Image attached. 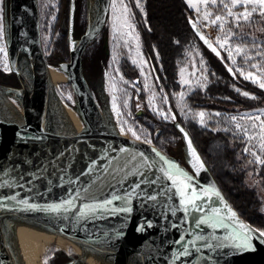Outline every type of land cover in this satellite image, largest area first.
Returning a JSON list of instances; mask_svg holds the SVG:
<instances>
[{"label": "water", "instance_id": "obj_1", "mask_svg": "<svg viewBox=\"0 0 264 264\" xmlns=\"http://www.w3.org/2000/svg\"><path fill=\"white\" fill-rule=\"evenodd\" d=\"M109 4L110 0H103L94 24L92 26L87 24L84 33L76 41L73 36L75 0L69 2V60L61 63L58 69L67 76L76 101V111L85 130L77 142H68L57 134L55 128L54 94L48 79V65L41 45L37 0H8L7 52L10 71L19 88H9L7 92L15 93L21 104L23 126L19 129H11L0 121V172L3 173L0 179L8 180L12 185L0 187V196L18 194V200L26 199L40 208H46L68 198L70 190L74 192L85 187L89 188V192L84 194L88 196V200H83L82 195V200L77 201V205L81 202L110 199L113 194L122 196L124 190L130 188L138 178L128 176L125 179L123 173L117 175L114 170L111 174L104 172V168L111 166L101 157L114 159L115 167L118 168L135 152H144L155 159L153 149L174 160L190 175L196 176L189 163L191 157L184 135L187 132L181 125L177 124L176 128L184 142L187 167L153 145L109 133L91 120V114L97 112V108L88 94L86 81L82 76L81 60L86 47L100 35L109 12ZM189 20L188 26L198 42L218 58L196 35ZM196 27L212 42L198 24ZM213 45L216 46L214 43ZM22 61L28 65L32 73L36 87L35 94L32 93L20 68ZM17 133L25 139L18 137ZM187 136L191 140L188 133ZM120 147H126L129 151L120 154L116 151ZM193 148L195 149L194 145ZM195 151L197 152L196 149ZM197 154L200 157L198 152ZM92 161H96L97 168L91 175L81 176ZM77 177L79 180L76 183H69ZM196 183L200 186L214 185L227 206L236 212L219 190L205 164L204 169L196 177ZM157 187L142 185V189L149 195L156 194ZM167 202L165 197L160 196L157 201H148L142 197L134 198L130 205L131 213H104L103 218L77 219L76 209L71 212L53 213L28 210L24 205L5 201L10 207L0 208V264H16L2 229L4 219L29 222L34 226L50 230L57 236L110 253L120 259H135L148 264H172L174 252L180 248V245L175 244L174 241L181 233L185 234L186 239H190L187 233L196 229L192 225L191 217L188 223H182L183 212L177 211L172 215V212L164 207ZM121 203L114 201L113 206H121ZM173 203L178 204V200H174ZM212 204L220 206L216 198L213 199ZM236 214L238 220L252 228L237 212ZM149 223L152 227H148ZM142 224L144 230L138 232L137 227ZM174 224L178 227H173ZM211 232V229H204L205 235ZM224 234L225 231L222 229L215 232L217 236ZM253 243L256 246L255 251L239 254H233L230 249L210 251L204 248L200 252L193 250L191 256L175 260V264H264V244L256 241Z\"/></svg>", "mask_w": 264, "mask_h": 264}, {"label": "snow or ice", "instance_id": "obj_2", "mask_svg": "<svg viewBox=\"0 0 264 264\" xmlns=\"http://www.w3.org/2000/svg\"><path fill=\"white\" fill-rule=\"evenodd\" d=\"M190 7L193 6V0H186ZM197 5H203L204 10L202 11L200 7H196V11L201 15V18L208 22L211 26L218 27L220 35L216 39V45H218L220 50H223L227 55V60L230 63L225 62L224 56L221 55V51L218 50L216 46L213 45L205 36L197 30L198 21L189 20L193 30L196 35L199 36L200 40L212 51L222 63L225 64L228 72L235 75L237 72L245 80H250L254 84H258L261 89H264V41H258L255 37L251 38V42L247 40L244 34L237 33L233 31L234 27H240L242 23L251 24L253 22L252 18L254 15L264 18V0H196ZM135 5L137 8H141L140 0H135ZM209 5L216 8L219 14H215L209 9ZM242 8L243 11H235V9ZM111 9L113 13V30L115 31L117 27H128L132 31H135L134 26L130 23L131 18V8L125 4V0H111ZM214 15V18H213ZM231 24V26H229ZM264 32V28L260 29ZM4 39V29L3 25L0 24V40ZM139 39V36H136ZM240 40L239 43L236 41ZM127 43V41L125 42ZM0 52L4 53V63L3 67L6 71L11 70L10 62L7 59V52L4 47L0 45ZM199 55V53H197ZM257 57L260 59L257 60ZM237 58L243 60L244 67H237ZM255 61V62H253ZM135 64L136 61L133 60ZM146 65V62H145ZM193 73L195 75L196 71L202 70L203 79L207 80V68L205 61L203 59L199 62V69L193 64ZM235 69V70H234ZM250 69H255L256 71H251ZM183 71V70H182ZM143 69H141V75H143ZM182 84H191V81H182ZM147 87V85H146ZM162 91V90H161ZM240 92V89H236ZM245 97H249L248 92H241ZM184 93L181 92L179 96L181 100L184 98ZM70 98V97H69ZM251 98L255 99L254 96ZM116 97H113L115 101ZM153 97H149V102L151 104ZM164 102L167 103V97H164ZM124 107H127V101L124 103ZM139 107V106H138ZM155 111V105H152ZM113 110L117 111V106L113 104ZM169 110V114H170ZM259 115H253L249 113H244L241 115V119H248L253 121L251 127L255 129L257 127L256 121H259V136L254 137L249 135L248 129L246 127L242 128L239 123L235 124L237 130H242L243 135L248 141L253 139H258L259 144L253 147L259 148V154L257 151L252 150L250 147L245 148V152H250L254 157L253 161L249 163H256L258 165H264V109L259 110ZM188 115L189 113H185ZM119 115V113H118ZM157 115L162 116L164 119H168V115L165 114L163 109L157 111ZM215 115L219 116L220 113ZM195 117H199V123L201 126H206V113L201 111L194 114ZM171 118L175 120V116L172 115ZM236 116H232V121H237ZM127 124V121H123ZM128 132L136 140H141V135L137 134L131 127L127 129ZM181 131L184 130L181 128ZM125 133V128L121 127V134ZM187 140V148L191 160V164L196 176L190 175L184 169H182L174 160H170L161 152L153 149L155 153V159L147 156L144 152L133 153L123 164H120L118 168L115 167L116 162L112 158L107 156L101 157V159H106L109 166L104 168L103 171L111 174L113 170L118 175L119 173L124 174L126 179L128 176L137 177V181L130 187L124 190V194L121 196L119 194H113L111 198H106L103 200H95L93 202H81L77 205V201L88 200V196L84 195L89 192V188L85 187L80 190H75L74 192L70 190L68 198L60 201L59 203L48 205L46 208H40L38 205L30 203L26 199H17V195L10 196H0V208L10 207L5 201H13L16 204L24 205L28 210H42L47 212L59 213V212H71L76 209L75 215L77 219L84 218H103L104 213H131V203L134 198H144L148 201H157L158 196L165 197L167 203L164 207L175 215L177 211L183 212L184 216L182 223H188L191 217L192 225L195 227L196 231L188 232L187 236L191 237L186 239L184 233H181L179 238L174 241L175 244L180 245V248L174 252V258L172 264H175V260H179L182 257H189L192 255V251L200 252L202 249L207 248L208 250H221L230 249L233 254H239L246 251H255L256 246L253 241L260 244H264V231H257L250 228L245 223L237 219V214L224 202L223 198L220 196V192L215 188L214 185L200 186L196 183V177H198L200 171L204 169V164L198 156L197 152L193 148L191 140L188 138L187 133L184 134ZM17 136L21 139H25L20 133ZM145 143H151L150 140L143 141ZM120 154L127 153L129 150L126 147H120L118 150ZM97 168L96 161H92L86 170L81 173V176L91 175L92 172ZM127 169V171H125ZM3 173L0 172V176ZM22 179V177H21ZM63 179V177H61ZM76 180H70L69 183H76ZM95 183V181H93ZM142 185H153L158 186L155 190L156 194L149 195L142 189ZM2 186H12L10 181L0 179V187ZM23 187V185H19ZM219 200L220 206H214L212 204L213 199ZM174 200H178V204L173 203ZM114 201H121V206H113ZM148 227H152L151 223ZM173 227H178L173 225ZM204 229H211L212 232L208 235L204 234ZM224 230L225 234L223 236L215 235L217 230ZM144 230V225L137 227V231L141 232ZM210 259V258H209ZM47 264V260H45Z\"/></svg>", "mask_w": 264, "mask_h": 264}, {"label": "rangeland", "instance_id": "obj_3", "mask_svg": "<svg viewBox=\"0 0 264 264\" xmlns=\"http://www.w3.org/2000/svg\"><path fill=\"white\" fill-rule=\"evenodd\" d=\"M133 2L135 5V0H133ZM184 2L186 3L187 7L193 11L194 14L193 20L198 21L197 24L199 25V27L207 34V36L216 45V39L218 35H220L218 31V27L211 26L208 22L204 21L201 18V15L198 14L196 11V7H200L201 10L203 11L204 6L197 5L196 0H193L192 7L189 6L186 0H184ZM60 4H61V0H37L38 13H39L40 38H41L42 50L44 52L45 57L48 56L51 50L50 43L52 42L53 39L52 30L61 13ZM125 4L128 5L127 0H125ZM140 4H141V8H143V12H141L140 8L137 7L136 8L140 12L141 17L145 19L146 11L144 8V1L140 0ZM208 7L214 13V15L219 14V11L216 8H213L211 5H209ZM6 9L8 10V0H0V24L3 25V29H4V39L0 40V45H2L5 51L7 52L8 15L6 18ZM235 11H243V9L238 8L235 9ZM83 22H84V13L81 12L79 15L78 23L79 25H81ZM130 23L131 25L134 26L135 31H132V29L128 27H119V26L115 31L113 30V13L111 9V0H110L109 12L106 17L100 35L94 41H92L83 52L82 60H81L82 76L86 81V88L88 94L90 95L91 99L95 102L97 110L100 109L102 115H104L105 112L106 114L108 113V117L112 119L118 133L121 136L135 139L132 136V134L127 131V129L131 127L134 131L137 132V134L141 135V140L139 141L143 142L145 140H150L151 141L150 145H153L150 131L142 125V122L144 121L139 119V117L143 116L144 114H149L157 121L166 124H175L176 121L180 119L184 123L191 122L197 125L199 128L211 131L213 133L216 132L230 133L244 142L243 153L247 156L249 161H253L254 157L250 154V152H245V148L250 147L252 148V150L257 151L259 154V148L253 147L259 144V140L253 139L252 141H248L247 138L243 135V131L236 129L235 124L239 123L242 126V128L246 127L248 129L249 135L258 137L260 134L259 132L260 122L256 121L255 123L257 124V127L253 129L251 127L253 121L248 119H241L240 117L244 113L259 115L260 114L259 110H262L264 108H259L250 111H240V112L234 110L230 112H218V111H210L206 109L191 108L187 103V98L191 94L195 92H200L203 95L211 96L210 94L213 91L212 83L208 74L209 68L207 66V61L204 58V53L200 49L198 42L192 37H190V39L186 41L184 44L179 46V48L176 51L175 82L179 86L178 91L177 93H172L171 95L166 94L164 90H162L160 87L156 85L151 69L142 53L141 39L136 29V21L134 19L132 11H131ZM229 26H231V24ZM250 27L251 26H247V23H242L240 27H234L233 31L240 34H244L248 41H251L252 37L256 38V35L264 34V32L260 31V29L264 28V21L261 23V25H259L256 28V30H254L255 33L253 36H249L248 34ZM84 31L85 30L83 29L79 35L81 36L84 33ZM137 35L139 36L138 40L136 39ZM80 36L78 38L74 37V39L77 41L79 40ZM256 39L258 41H264L263 38H259V39L256 38ZM126 41L127 43H125ZM236 42L239 43L240 40H237ZM216 46L218 47V45ZM219 51H221V55L222 54L225 55L227 59L226 53L220 49ZM100 53L105 56V61L104 63H101L97 68L96 63L99 59ZM197 53H199V55H197ZM7 59H8V52H7ZM201 59L205 61V65L207 68L206 81L203 79L202 70L196 71L195 75H192L194 71L193 64H195L197 69H199V62ZM259 59L260 58L257 57V60ZM122 60H127L136 69L137 81L139 83L138 85L133 84L131 80H128L124 77L120 69V63ZM133 60L136 61L135 64L133 63ZM227 62L230 63L228 60ZM3 63H4V53L0 52V72H3L4 74L7 75L11 74V71H6L4 69ZM236 66L244 67L243 60L237 58ZM141 69H143V73H144L143 75H141ZM225 69L227 70L226 67ZM250 70L254 72L256 71L255 69H250ZM59 71L64 76L66 75L61 70ZM227 73L234 80H236L233 77V75H231L228 72V70ZM236 76H239L240 78L245 80L240 75L239 72L236 73L235 77ZM65 78L66 79L63 84L55 85L54 87L55 92L57 93V95L65 105L68 104L72 109L73 108L77 109L73 92L67 81V76H65ZM261 78L264 79V77ZM182 81H191V84H182ZM245 81L249 82L254 87L264 92V89H261L258 86V84H254L250 80H245ZM11 88L18 89L19 85L17 84V82H13ZM237 88L238 87L236 86H232L230 89L242 98L253 99L251 97L254 95L249 93L250 96L245 97L241 94V92H246V91H243L240 88H238L240 89V92H237L236 91ZM8 89L9 88H7V86L4 85V81L0 80V92H3L17 99L15 93L7 92ZM181 92L185 94L183 100H181V97L179 96ZM100 94H103V98L101 97ZM150 96L153 97L151 104L149 102ZM212 96H214L217 100H220L224 103H232V100L227 97L217 96V95H212ZM113 97H116L115 101L113 100ZM164 97H167V103L164 102ZM125 101H127V107H124ZM114 103L117 106V111L113 110ZM152 105H155L156 108L155 111L153 110ZM160 109L164 110L165 114L168 115V119H164L162 116L157 115V111H159ZM169 110H171L170 114H169ZM235 110H237V108ZM201 111L206 113V117H205L206 126H201V124L198 122L199 117L194 116L195 113ZM185 113H189V114L186 115ZM216 113H220V115L217 116L215 115ZM172 115L176 117L175 120L171 118ZM232 116H236L238 118L237 121L235 122L232 121L231 120ZM78 118L80 120V116ZM262 119H264V117H262ZM123 121H127V124H124ZM80 123L82 124V128L84 131L85 126L81 120ZM121 127L125 128L124 134H121ZM167 155L175 158L179 163L185 157L187 158L185 149L184 148L182 149L180 147L171 150L170 154ZM262 158H264V156H262ZM254 164H255V174L264 177V165H258L256 163ZM248 186L252 187V184L249 183ZM259 197L262 202V212L264 214V191H260ZM253 229L259 232V230L255 228ZM53 248L58 252L64 253L63 256L61 257V260H55V258L52 256ZM66 252L67 253L52 245L46 248L44 254L41 256V261L43 264H45V260H47V264H49V262H51L52 264H66L67 257L65 256V254L67 255L72 254L70 250Z\"/></svg>", "mask_w": 264, "mask_h": 264}, {"label": "trees", "instance_id": "obj_4", "mask_svg": "<svg viewBox=\"0 0 264 264\" xmlns=\"http://www.w3.org/2000/svg\"><path fill=\"white\" fill-rule=\"evenodd\" d=\"M136 21V29L141 39L142 53L153 72L155 83L168 95L177 93L179 86L175 82L176 51L190 39L198 40L188 26V20L194 19L184 0H143L146 18L141 17L133 0H127ZM61 13L52 30L50 52L45 57L46 64L57 68L62 62H67L68 53V15L69 0H61ZM88 0H76L74 11V32L78 38L82 30L87 27ZM84 13V22L79 25V15ZM8 10L6 9V18ZM251 24L247 23L249 36L254 35V30L261 25L264 18L254 15ZM263 38L264 34L256 35ZM251 41H249L250 43ZM198 45L204 53L209 68L208 74L212 83L211 96L195 92L187 98V103L194 109H206L218 112L250 111L264 108V92L246 82L239 76L234 80L224 67V63L206 50L199 42ZM227 59L225 55L222 54ZM105 56L100 53L97 68L104 63ZM120 69L124 77L132 82L137 81L136 69L127 61L122 60ZM0 80L4 81L7 88L16 82L12 74L0 72ZM236 86L243 91L254 95L255 99H246L234 93L230 88ZM224 96L232 103H224L214 96ZM68 105V104H67ZM69 106V105H68ZM237 108V110H235ZM74 111L76 109L73 108ZM142 125L150 131L154 147L170 154L171 150L184 148V142L176 125L179 124L188 133L192 143L199 153L202 161L214 179L219 190L236 210L239 216L252 228L264 231V214L260 191H264V177L255 174V164L249 163L243 153L244 142L230 133L216 132L199 128L197 125L178 119L175 124H166L157 121L149 114L139 117ZM185 157L180 162L186 166ZM252 184L249 187L248 184Z\"/></svg>", "mask_w": 264, "mask_h": 264}, {"label": "bare ground", "instance_id": "obj_5", "mask_svg": "<svg viewBox=\"0 0 264 264\" xmlns=\"http://www.w3.org/2000/svg\"><path fill=\"white\" fill-rule=\"evenodd\" d=\"M102 4L103 0H88L87 24L90 26L94 24ZM20 68L32 93L35 94L36 87L30 68L24 61L20 62ZM47 75L54 94L53 109L56 132L65 141L77 142L83 132L81 119L79 120L77 111L61 101L54 89L55 85L65 82L66 75L64 76L57 68L49 65ZM100 95L103 98V94ZM91 120L106 131L121 136L112 119L108 117V113L105 112L102 115L99 109L91 114ZM0 121L11 129H19L23 126L20 102L3 92H0ZM2 229L16 264H43L41 256L46 248L52 245L65 252L70 250L82 264H148L135 259H120L110 253L57 236L52 231L34 226L29 222L4 219Z\"/></svg>", "mask_w": 264, "mask_h": 264}, {"label": "flooded vegetation", "instance_id": "obj_6", "mask_svg": "<svg viewBox=\"0 0 264 264\" xmlns=\"http://www.w3.org/2000/svg\"><path fill=\"white\" fill-rule=\"evenodd\" d=\"M76 1V0H75ZM70 2V0H69ZM69 16V15H68ZM152 72V70H151ZM153 75V72H152ZM154 76V75H153ZM133 84L138 85V82H133ZM142 117V116H141ZM140 119V118H139ZM55 249L53 248V254L52 256L55 258V260H61V257L63 256L64 253L62 252H58V251H54ZM67 253V252H65ZM65 256L67 257V261L66 264H82L79 260L78 257L72 252V254H65ZM49 264H52L51 262H49Z\"/></svg>", "mask_w": 264, "mask_h": 264}]
</instances>
